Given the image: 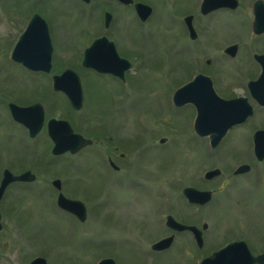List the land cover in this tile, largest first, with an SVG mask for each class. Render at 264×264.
Returning a JSON list of instances; mask_svg holds the SVG:
<instances>
[{
    "label": "rangeland",
    "instance_id": "1",
    "mask_svg": "<svg viewBox=\"0 0 264 264\" xmlns=\"http://www.w3.org/2000/svg\"><path fill=\"white\" fill-rule=\"evenodd\" d=\"M136 1L154 9L144 25L113 0L94 1L87 8V17H82L83 7L77 0H43L37 6L39 15L50 24L55 48L53 71L70 69L81 76L84 103L75 112L62 95L48 88L49 78L26 74L12 64V44L19 39L32 2L0 0V181L7 169L17 177L27 171L35 176L29 184L9 185L1 197L0 264H29L35 257L47 264H95L93 260L105 252L119 254L117 264H143L134 242L146 238L149 250L161 234L138 221L152 218L166 194L171 196L168 212L185 219L188 210L179 198L182 189L196 186L194 176L200 170L219 165L223 178L231 181L202 211L209 226L205 253L227 234L241 235L237 234L240 230H245L256 252L262 249L256 245L264 236V161L262 176L234 179L230 169L245 160L246 134L264 129V113L259 111L245 125L233 129L211 154L195 139L190 112L175 111L167 103V87L187 77L195 63L212 58L208 72L217 82V89L229 94L239 90L241 82L254 80L255 67L249 61L252 53L264 51V37L252 41L251 51L245 49L250 41L251 12L242 2L234 13L194 15L198 40L190 43L180 19L184 13H195L196 0ZM100 3L113 16L107 31L101 24ZM104 31L117 44L119 55L133 65L121 94L114 80L77 68L85 46ZM179 40L180 47L172 51ZM234 45H239L238 55L233 61L227 60L223 49ZM9 103L19 107L39 104L45 120L66 121L73 133L85 139L99 137L109 149L131 147L141 152L144 147L148 155L143 161L124 170L135 182L124 178L121 186L108 184L97 146L74 156H53V145L42 137V131L29 139L26 131L10 120ZM160 137L167 138L165 145L157 144ZM132 154V160L135 154L140 155ZM54 181L60 182L66 199L85 205L87 216L82 224L56 206L57 192L51 185ZM178 247L173 248L170 258L151 255L152 264H190L191 259L175 252Z\"/></svg>",
    "mask_w": 264,
    "mask_h": 264
},
{
    "label": "flooded vegetation",
    "instance_id": "2",
    "mask_svg": "<svg viewBox=\"0 0 264 264\" xmlns=\"http://www.w3.org/2000/svg\"><path fill=\"white\" fill-rule=\"evenodd\" d=\"M30 2H32L31 7L29 8L28 13L26 14V16L24 17L21 29L17 35L18 38H20L21 36H23V34H26V32H28V28L31 27L32 30H34V26L36 25V22H38V27L41 28V25L43 23H41L38 19H32L34 17H38L39 15V11H38V5L41 4V2H43V0H29ZM78 3H80L82 5L83 8L80 9L81 11V15L82 17H87L89 11L87 10V8H89L91 6V4L96 1V0H91V2L89 4H85L84 2H82L81 0H77ZM133 3L130 5H124L119 3L117 0H113V3L116 4L119 7H123L124 9H129L131 11V13L133 14L134 19L139 22V19L137 17V14L134 10V5L137 3H142L136 0H132ZM236 2H238V7L237 8H232L233 3L230 0H217L216 5L218 8H216L215 10L206 12L205 14H203V9H202V0H196L195 6H194V14H188V13H184L183 17L180 19L185 31H186V37L188 39V41L190 43H196V41L198 40V34L196 29V36L194 37V39H192L190 37V35H188V30H187V25H185L187 23V18L191 17L189 22L190 24L194 27V15H199L200 17H205L206 15L209 14H216V13H234L235 11L239 10L240 6H241V2L243 3L244 7H247L249 9V11L251 12L250 14V21L249 22V27H251L252 22L254 20V6L256 3L261 2L263 7H264V0H234ZM145 4V3H143ZM150 6V5H149ZM98 7L102 13V18L101 19V24L103 25V30L107 31L110 27V25L113 22V16L110 12L107 11L106 5L103 4H98ZM151 7V6H150ZM152 9V15H153V8ZM193 10V8H192ZM191 10V11H192ZM88 12V13H87ZM106 14H110L111 19L108 22V24L106 25ZM196 15V16H197ZM42 17V16H41ZM43 18V17H42ZM44 19V18H43ZM45 20V19H44ZM45 24H46V29H47V34L46 32H41L42 37H43V42L45 41V37L47 36L48 38H46V40H48V46L51 47V51H55L54 48V44H53V40H52V36H51V29H50V24L45 20ZM101 33L100 36L95 37L94 39H91V42L85 46L84 49L90 48L93 44V41L101 39V38H105L107 39L109 42H114L110 39H108L106 32ZM257 37H264V35L262 36H254L252 35L251 37H249L250 41H248V45L246 46L245 49H247V51H251L253 48V42L255 41ZM17 39L13 44H12V49H11V56L12 53H16L15 50H19L16 49L17 48V43H18ZM180 40L177 41L176 43H174L172 45V51L176 50L180 47L179 45ZM114 49L115 52H117V54L119 55L118 51H117V44L114 42ZM26 42H24V44L21 46L20 48V54L21 57H26L25 56V49L26 50H30L31 47L26 46ZM243 47V44L241 45ZM47 49V46L45 47ZM53 48V49H52ZM109 47L103 45V49L98 50V52L104 53L106 55H110V49H108ZM228 48V47H226ZM226 48L223 49V57L227 58V60H231L233 61L238 53L234 56L231 57L230 54H226L225 50ZM83 49V51H84ZM53 56H54V52ZM239 51V45L237 47V52ZM264 53V51L262 52ZM262 53H252V61L250 62L247 58V60L250 63V66H254L255 67V71L256 73H254V80L257 79L261 68L259 67V65L253 60V55L254 54H262ZM121 57V55H119ZM83 57V55H82ZM124 58V57H121ZM80 61V60H79ZM81 64V61H80ZM213 64V59L212 58H205L202 59V61L195 63V65L191 68V71L189 73V75H187V77H184L180 80L179 83H175V84H169L167 87V103L170 104L171 108L175 111L177 110H188L190 112L189 117L192 118V122L194 123L196 117H197V110H196V104H205V105H209V106H215L217 99H222V100H226V101H231V100H235V99H245L247 104H251L253 110H254V115L256 113H258L259 111L261 113H264V107L259 106L252 98L251 95L249 93L248 90V82L249 81H253V79H250L248 81H246L244 84L241 82V88L239 90H233L230 94L229 93H221L218 89H217V82L215 81V79L213 78L211 72H208L209 68H211ZM20 66V65H18ZM76 66V65H75ZM77 67V66H76ZM21 69H23L24 72H26V74L29 75H38V76H44L49 78V82L48 83V88L53 92V85H52V78L53 76L56 75H60L62 74L65 69L63 70H59L57 72L53 71V68L51 69L49 74L46 73H33L31 71H28L25 67H21ZM77 68H80L79 66ZM133 69V65L132 68ZM130 69V70H131ZM67 70V69H66ZM129 70V71H130ZM85 71L90 72L89 74H93L96 77H100L103 75H98L96 74L93 70L91 69H86ZM129 71L126 73V78L129 75ZM81 77V76H80ZM198 77H204L205 79H197ZM109 80H114L118 87L120 89L119 90V94L121 88L124 86H127V84L125 82H120L119 80L115 79L114 77H110ZM197 80L196 84H193L194 81ZM127 82V79H126ZM210 83V84H209ZM184 88V90L181 92L180 95H175L176 92L181 89ZM66 102V101H65ZM35 105V104H33ZM69 105V103H68ZM32 106V105H30ZM27 106V107H30ZM8 107V105H7ZM26 107V106H25ZM70 107V105H69ZM71 108V107H70ZM8 109V108H7ZM72 109V108H71ZM44 110V109H43ZM73 110V109H72ZM9 111V110H8ZM74 111V110H73ZM76 112V111H75ZM44 117H45V111H44ZM54 119V118H48L45 120L44 118V122L43 125L41 127V130L39 131V133L42 131V137H44V139L50 141L49 137H48V129H47V124L49 120ZM21 128H23L26 131V135L29 134L28 130L19 125ZM105 127L107 128V125H105ZM238 128V127H237ZM236 129V128H234ZM233 130V129H232ZM231 130V131H232ZM231 131H229L226 136L221 140V142L218 144V146H216L215 148L209 147L210 146V138L209 136L207 137H200L198 135H196L194 133V137L195 139L198 141L199 144H201V146H205L208 147L209 150L211 151V153H214L212 151H216L220 146L223 145L224 141L227 139V137L231 134ZM38 133V134H39ZM37 135V134H36ZM248 135V137H246V141H245V150H244V156H245V160L238 162L236 164H234L233 166H231L230 169V177H234V179L237 178H244L247 176H251V175H256V176H262L263 174V170L261 169L262 166V162H259L256 160L255 155L254 154V144H253V132L252 134H246V136ZM28 136V135H27ZM35 138V137H34ZM90 140L93 141V144L86 147V148H91L93 146H97L99 149H96V153L99 154L98 159L101 160L99 162H101V166L103 167L102 169L104 170V180L108 181V184H112L115 183L116 185L121 186L122 181L124 180V178H126V181L132 182L134 181L131 177H128L126 173H124V170L127 168H132L134 167V165H136V167L140 164V161H143L144 157L147 156L148 154H144V147H141V152L138 151V149L135 148H113V149H109L104 147V143L102 142V140L99 137H91L89 138ZM164 139L162 141V143H159V140ZM112 139H109V143H111ZM205 141V142H204ZM51 142V141H50ZM167 142V138L166 137H160V139L158 138L157 140V144L158 145H165ZM139 153L135 154V158L132 160L130 159V157H134L132 153ZM68 156H74V155H69V154H65ZM76 155V154H75ZM142 155V159H140V156ZM240 167H246V169H244V172H239L236 173V171L240 168ZM210 171H215L212 174L206 175L208 174L207 172ZM223 169L221 168V165L218 166H214L209 170L203 171L200 170L197 174H195L194 178L196 179V186H185L184 188H192L195 189L196 191L199 192H209L211 193V197H210V201L206 204H201L200 201V197H191V196H186L182 194V191L184 190V188L181 191V196L179 197L181 199L183 208L187 209L188 211L186 212L187 217L185 219H178L175 215L173 216L170 212H168V207L170 206V199L171 196L169 195H165L162 200L159 202L158 207L153 210L154 211V215L152 218H143L142 220L138 221L140 223H142V225L144 227L151 225L154 227V230L156 231V233H160L161 235L159 237H157L155 239V241H152V243L150 244L149 250H147L146 247V238L141 237L138 238L134 243L136 246V249L138 250V253L143 257L142 262L143 264H152V259H151V255H163L164 258L169 257L170 258V254L171 251L173 250V248L175 246H177L179 244V247L176 249L175 252L180 253L182 256H187L190 260V264H200L203 259L207 258L208 256H210L211 254L221 250L224 247H227L228 245L234 244V243H244L250 250L251 254L253 256H257L262 254L263 250H264V236L261 238L260 240V244L256 245L257 246H262V249L260 250V252H256L254 249V247H252L251 242L249 240V237H247L248 235H246V232L244 230V232H241V230L237 233L241 235H237V236H232L230 234H227L225 239L222 240V242L217 245V246H212V248H210L208 253H205V239H206V233L208 232V224L206 222H204V214L202 213V211L204 210V207L208 206L212 200L214 199V197H216V195L218 193H221L223 190H225L227 188V186L230 184L231 179L230 178H223L224 173H223ZM260 180V179H259ZM135 182V181H134ZM191 183V182H190ZM213 184V185H212ZM206 186L205 188H203V186ZM207 185H211V188H208L209 186ZM202 186V187H201ZM159 199V198H158ZM161 199V197H160ZM59 209V208H58ZM60 210V209H59ZM61 212H63L64 214H66L67 216L69 215V217L73 218L74 221H76L77 223L79 222L77 220V218L73 215H71L70 213H67L63 210H61ZM170 218V219H169ZM172 220H174L176 223L187 227V228H192V229H196V230H183V231H178L173 227L172 224ZM228 236V237H227ZM168 239H172L170 240V244L167 246V248L163 249V250H154L152 248V246L154 244H156L159 241L162 240H168ZM250 242V243H249ZM190 249V251H193L194 254L192 252H188ZM119 254L116 256L114 255H108L106 252L103 254H99V256H97L93 262L95 264H98L100 261L105 260V259H111L114 261V264L119 263ZM168 258L169 262L170 259ZM92 262V263H93Z\"/></svg>",
    "mask_w": 264,
    "mask_h": 264
},
{
    "label": "water",
    "instance_id": "3",
    "mask_svg": "<svg viewBox=\"0 0 264 264\" xmlns=\"http://www.w3.org/2000/svg\"><path fill=\"white\" fill-rule=\"evenodd\" d=\"M89 1V0H84ZM120 3L128 5L131 4V0H118ZM213 1L217 0H206L205 4H211L214 8L217 7L216 3ZM138 17H140L142 22H145L150 15V8L147 6H142V4H138L134 6ZM258 10L255 11V22L252 26V32L260 35L264 33V24L263 17L264 11L260 8H256ZM35 19V18H34ZM110 20V16L107 15V22ZM190 35H195V32L191 26H189ZM23 37L21 38L22 41ZM99 41L95 42L90 50H87L85 53V58L83 61L84 67H91L94 70L101 73H112L114 74V69L106 67V65L96 63V58L94 57L95 49H97ZM234 49V47L229 50ZM92 52V53H91ZM90 54L91 57H90ZM258 62L261 64L264 61V56L256 57ZM17 62L23 63L25 62L21 59H15ZM29 61V59H28ZM39 63H42L44 68H46V72H49L50 61L49 58L40 60ZM264 66V65H263ZM36 69V68H35ZM34 69V70H35ZM119 77L123 78L122 73H119ZM201 78V77H200ZM70 80V81H69ZM67 81L71 85L65 84ZM54 90L63 92L69 100L70 105L74 110H80L83 106V92L81 88V84L79 81V77L72 73L71 71H65L62 76L54 77ZM249 91L252 94L253 98L262 106H264V70L260 75L259 79L255 82L249 83ZM182 90H180L177 94L180 95ZM198 117L195 121V131L201 136H205L210 134V139L212 142V146H216L219 141L224 137L229 129L233 126L239 125L245 122L249 116L252 114L251 108L247 104H243L241 100H232V101H222L219 100L216 102L215 106H209L205 104H196ZM9 110L13 120L19 124H22L29 130V136L31 138L35 137L36 134L40 131L43 124V109L39 104H35L33 106L27 108H21L14 104H9ZM48 135L53 143L52 155L59 156L65 153L70 155H74L78 153L83 148L92 144L91 140H87L83 138L81 135L73 133V130L65 121H56L50 120L48 123ZM254 144H255V154L257 159L262 161L264 159V131H258L254 133ZM162 142V141H161ZM242 168L239 170L241 171ZM35 176H33L30 172L23 173L21 175L15 176L10 171L5 170L3 172V177L0 182V202L1 197H3L7 187L15 182H32L34 181ZM60 182L54 181L51 185H53L56 189L60 191ZM184 195L191 197H200V203L206 204L209 202L211 194L209 192H198L191 188H186L183 191ZM57 205L62 210L71 213L76 216L80 221H85L86 219V210L84 204L80 203V201H73L66 199L62 193H60L57 197ZM170 219V218H169ZM173 227L178 231L183 230H195L192 228H187L172 220ZM2 228L1 224V213H0V230ZM170 240H162L157 244L153 245L154 250H163L167 248L170 244ZM264 264V251L257 258H253L250 251L247 249L245 244L236 243L227 246L220 250L219 252L214 253L211 257L204 259L201 264ZM30 264H47L43 258H36L32 260ZM100 264H114L111 260H106L100 262Z\"/></svg>",
    "mask_w": 264,
    "mask_h": 264
}]
</instances>
